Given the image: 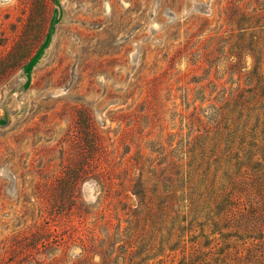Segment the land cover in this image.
Segmentation results:
<instances>
[{"label":"rangeland","instance_id":"374dc122","mask_svg":"<svg viewBox=\"0 0 264 264\" xmlns=\"http://www.w3.org/2000/svg\"><path fill=\"white\" fill-rule=\"evenodd\" d=\"M224 127L241 135L230 149ZM124 139L148 142L152 218L125 167L112 171L135 164ZM263 142L264 0H0V264H101L103 251L109 264H177L186 187L168 188L162 169L204 146L215 188L226 165L250 186L252 164L220 159H257Z\"/></svg>","mask_w":264,"mask_h":264},{"label":"trees","instance_id":"16d2710c","mask_svg":"<svg viewBox=\"0 0 264 264\" xmlns=\"http://www.w3.org/2000/svg\"><path fill=\"white\" fill-rule=\"evenodd\" d=\"M224 130H226L227 135L225 144L230 149V145L241 135H237L236 130H230L226 127H224ZM92 131H95L94 128ZM96 142L99 149L98 139H96ZM123 142L126 150L130 151L132 145L134 146L135 164H128L126 167L123 163H116L112 171L116 173L118 167H125L120 173L127 176L130 182H134L132 184V195L135 196L140 207L147 208V217L152 218L154 217V211L151 205L154 198L148 194L147 188L152 177L143 170V152L148 148V142L141 139H135V141L124 139ZM204 142L206 141L203 139L201 141L202 145ZM252 144L253 148L259 153L257 159L254 157L256 152L254 155L251 151H247L242 157L227 155L224 159H220L225 160L224 163L226 164L232 162L231 165L236 172H239L241 168L251 167L252 164L253 167L251 168L256 169V171L252 174V184L250 186L243 184L237 186L235 172L228 173L230 165H226L227 173L224 176L227 183L215 188L213 185L215 175L209 171L211 156L204 152V146L200 148L199 154L193 155L188 165L182 162L180 164L173 162L170 164V173L168 169H162V181L167 184L168 188L170 186L175 188L181 182L186 187V194L184 192L182 197V201L185 200L186 202L185 209L182 210L183 214H180L181 217L178 215L173 217L175 221L177 220L174 223L176 229L174 224L173 228L177 232L176 237L178 238L173 245V252L178 250L180 255L177 264H264V171L257 169L262 164L259 161H254V158L255 160L264 161V142L261 147ZM92 157H85V163L82 166L86 164L90 166L93 160L88 162V159ZM134 166L139 167L134 169ZM134 170L139 172L136 180L132 178L135 174ZM149 173L153 176V171ZM155 175L153 179L158 184L159 177ZM175 193L176 191L173 192L172 190V192H162L159 195V210L160 215H163V217H167ZM107 197L108 193L105 192L103 198L106 199ZM198 220L200 224L196 227H199V234L196 235L193 223L198 222ZM186 232L190 236L188 241L191 244L190 247H187L185 240L181 239ZM90 240L94 241V239ZM82 248L84 252H87L86 245ZM100 254L101 264H109L110 259L108 256L112 253L108 254L107 251H103Z\"/></svg>","mask_w":264,"mask_h":264},{"label":"water","instance_id":"95a60500","mask_svg":"<svg viewBox=\"0 0 264 264\" xmlns=\"http://www.w3.org/2000/svg\"><path fill=\"white\" fill-rule=\"evenodd\" d=\"M56 22H57V15L54 14V17H53V19L51 21V25H50L49 31H48V33L46 35L45 41L43 42L41 47L38 49L36 55L24 67V72L27 75L28 79H29L30 72H31L32 68L37 64V62L39 61V59L43 55L44 50L47 48V46H48V44H49V42L51 40V36H52L53 30H54L53 26H54V24ZM27 84H26V86H27Z\"/></svg>","mask_w":264,"mask_h":264}]
</instances>
